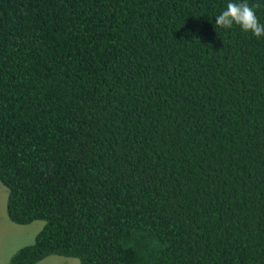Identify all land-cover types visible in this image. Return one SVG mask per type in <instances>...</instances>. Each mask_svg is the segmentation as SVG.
<instances>
[{"label": "trees", "instance_id": "1", "mask_svg": "<svg viewBox=\"0 0 264 264\" xmlns=\"http://www.w3.org/2000/svg\"><path fill=\"white\" fill-rule=\"evenodd\" d=\"M229 2L0 0V182L45 222L11 264H264V37Z\"/></svg>", "mask_w": 264, "mask_h": 264}, {"label": "rangeland", "instance_id": "2", "mask_svg": "<svg viewBox=\"0 0 264 264\" xmlns=\"http://www.w3.org/2000/svg\"><path fill=\"white\" fill-rule=\"evenodd\" d=\"M8 189L0 182V264H11L12 257L22 248L33 245L44 221L21 226L13 223L7 213ZM38 264H80L75 258L51 256Z\"/></svg>", "mask_w": 264, "mask_h": 264}, {"label": "clouds", "instance_id": "3", "mask_svg": "<svg viewBox=\"0 0 264 264\" xmlns=\"http://www.w3.org/2000/svg\"><path fill=\"white\" fill-rule=\"evenodd\" d=\"M259 5H250L247 0L243 2L227 3L223 10L215 18V25L225 30L232 29L233 26H239L243 32H250L255 37H264V24L257 17L255 8Z\"/></svg>", "mask_w": 264, "mask_h": 264}]
</instances>
